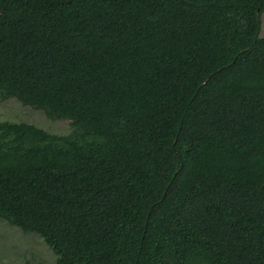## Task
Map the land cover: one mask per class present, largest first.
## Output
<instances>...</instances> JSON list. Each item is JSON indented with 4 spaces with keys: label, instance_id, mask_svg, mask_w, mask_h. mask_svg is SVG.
I'll list each match as a JSON object with an SVG mask.
<instances>
[{
    "label": "trees",
    "instance_id": "trees-1",
    "mask_svg": "<svg viewBox=\"0 0 264 264\" xmlns=\"http://www.w3.org/2000/svg\"><path fill=\"white\" fill-rule=\"evenodd\" d=\"M264 0H0V220L55 264H264ZM26 264H47L44 262Z\"/></svg>",
    "mask_w": 264,
    "mask_h": 264
},
{
    "label": "rangeland",
    "instance_id": "rangeland-1",
    "mask_svg": "<svg viewBox=\"0 0 264 264\" xmlns=\"http://www.w3.org/2000/svg\"><path fill=\"white\" fill-rule=\"evenodd\" d=\"M261 36L264 37V13ZM0 120L27 121L57 134L71 132L69 120L52 119L43 109L25 105L15 98L0 101ZM55 260L54 253L40 237L23 233L0 220V264H26L27 261L55 264Z\"/></svg>",
    "mask_w": 264,
    "mask_h": 264
}]
</instances>
